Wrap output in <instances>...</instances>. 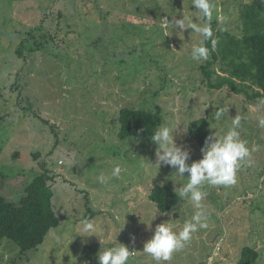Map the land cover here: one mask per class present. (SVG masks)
<instances>
[{
  "label": "rangeland",
  "instance_id": "obj_1",
  "mask_svg": "<svg viewBox=\"0 0 264 264\" xmlns=\"http://www.w3.org/2000/svg\"><path fill=\"white\" fill-rule=\"evenodd\" d=\"M250 1L213 0L212 17L233 32ZM194 11L191 0H0V197L18 203L46 167L59 221L26 256L1 240L0 264H98L101 248L116 243L134 251L129 264H155L142 251L156 225L171 220L179 230L195 210L181 198L167 213L150 202L156 185L179 195L187 173L148 166L156 163L150 138L120 140L122 108L160 110L162 124L178 126L176 142L190 149L189 164L202 158L190 137L193 120L205 118L209 135L222 136L241 116L242 138L258 148L252 164L240 169L235 185L204 186L208 227L164 264H233L244 246L264 264V128L257 120L264 98L253 103L202 85L200 67L209 59L190 56L199 37L163 23ZM30 30L41 47L33 53ZM220 108L225 114L217 120ZM117 165L119 178L111 175ZM84 218L95 222L97 236H79Z\"/></svg>",
  "mask_w": 264,
  "mask_h": 264
},
{
  "label": "trees",
  "instance_id": "obj_2",
  "mask_svg": "<svg viewBox=\"0 0 264 264\" xmlns=\"http://www.w3.org/2000/svg\"><path fill=\"white\" fill-rule=\"evenodd\" d=\"M211 26L212 39L216 43L213 46L212 39L206 42L210 58L200 67L202 85L209 90L227 88L253 103L264 98V0L242 4L236 26L230 30L234 33L229 32L225 25H219L215 17H212ZM37 30L41 31V28ZM27 35L33 40V46L28 51L40 50L33 30ZM46 36L49 34L41 35L42 38ZM27 40L16 50L19 58L24 56ZM118 120L120 140L150 138L163 123L160 110L152 112L135 108L120 109ZM189 132L192 140L203 147L209 135L208 122L205 118L193 120ZM51 181L50 171L42 167L27 185L18 203L0 197V241H11L21 256L36 251L50 230L59 226L53 208ZM149 200L159 212L167 213L178 205L180 196L168 186L156 185L151 189ZM259 258L260 254L255 249L244 246L233 264H259Z\"/></svg>",
  "mask_w": 264,
  "mask_h": 264
},
{
  "label": "clouds",
  "instance_id": "obj_3",
  "mask_svg": "<svg viewBox=\"0 0 264 264\" xmlns=\"http://www.w3.org/2000/svg\"><path fill=\"white\" fill-rule=\"evenodd\" d=\"M192 8L195 15H182L171 19H164V25L171 24L175 29L183 31L191 30L199 39L192 44L190 56L195 62L207 61L210 51L206 42L213 37L211 20L215 5L213 0H192ZM216 41L212 39L213 46ZM264 104V100L260 101ZM225 114V109L220 108L215 112V118ZM258 126L264 128V114L257 117ZM242 118L236 115L231 119V125L222 136L216 133L209 135L201 148L202 158L198 161L191 159L190 149L184 144H177L175 133L178 126L162 124L150 136L156 145V163H150V167L158 169L167 166L174 169L178 177H185L187 182L178 188L181 199H186L195 210L190 219H186L182 227L177 230L176 226L169 221L162 222L155 227L154 234L143 247V253L151 257L155 264H164L170 261L173 254L179 252L192 240V236L200 229L208 227L207 211L204 201L208 195L204 186L211 187L231 186L237 183V174L245 165H251L252 152L258 148L248 146V141L241 136ZM122 169L119 165L113 168L111 175L119 178ZM108 177L100 175L98 180L101 184L107 182ZM163 215V214H162ZM153 221V220H152ZM145 223L151 226V223ZM78 231L81 237L97 236V225L93 220L84 218L81 220ZM134 251L127 246L116 243L114 246L102 247L97 255L98 264H129L130 257Z\"/></svg>",
  "mask_w": 264,
  "mask_h": 264
},
{
  "label": "built area",
  "instance_id": "obj_4",
  "mask_svg": "<svg viewBox=\"0 0 264 264\" xmlns=\"http://www.w3.org/2000/svg\"><path fill=\"white\" fill-rule=\"evenodd\" d=\"M261 175H262V179H263L264 178V169L262 170Z\"/></svg>",
  "mask_w": 264,
  "mask_h": 264
}]
</instances>
